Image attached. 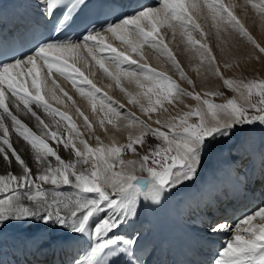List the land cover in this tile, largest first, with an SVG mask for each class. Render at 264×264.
I'll list each match as a JSON object with an SVG mask.
<instances>
[{"label": "snow or ice", "instance_id": "obj_1", "mask_svg": "<svg viewBox=\"0 0 264 264\" xmlns=\"http://www.w3.org/2000/svg\"><path fill=\"white\" fill-rule=\"evenodd\" d=\"M40 3L46 17H56V30L61 31L85 11H115L118 0H40ZM245 4L264 20V0H245ZM236 7L238 5L226 4L224 0H159V7H145L135 15H124L126 18H120L118 23L109 20L107 27H102L103 32L98 31L96 25L88 27L86 24V35L78 41L48 42L23 59L12 62L0 59V162L9 168L15 163L19 169V172L10 170L0 174V225L34 219L44 224H58L80 234L79 238L87 234L89 239H100L83 259H75L73 264H116L115 260L97 259L105 248H108V257H126L124 264H140L134 248L138 237L123 234L124 227L130 223L129 217L137 214L140 198L159 203L163 197L185 188L198 178L209 145L221 138H229L238 126L264 123V78L239 81L225 78L212 48L202 42L207 34L196 19L204 16L211 21V28L221 42L218 47L222 56H227L231 50L228 40L233 35L250 44L253 51L264 55V45L253 37L235 14ZM161 28L169 29L173 38L178 33L186 44V50H195L199 66L206 64V70L219 77L228 89L236 91L243 103L235 98L215 103L208 98L217 95L215 91H205L202 99L199 93L188 92L164 72L151 67L141 51L144 46L165 57L181 80L193 84L165 43ZM197 31L201 40L193 39L191 35ZM106 33L119 40L128 52L106 43ZM54 51L68 54L73 62L69 63L62 56H53ZM132 54L140 59H133ZM88 57L104 75L115 81L128 103L136 105L149 120L152 113L161 109L167 111L165 103L171 104L183 96L202 101L206 112L193 108L167 120L157 119L154 123L158 127L153 128L134 113L123 112L124 105L102 93L76 66L83 61L86 68L90 67ZM223 66L230 68L232 65L225 62ZM45 68L48 77L55 70L68 79L77 92L88 99L94 112L99 101L100 111L104 113L99 119L102 129L107 131V123L119 130L120 121H126L124 127L135 129L129 132L128 142L105 145L97 136V146L93 148L82 139L69 115L52 108L41 94L42 85L46 84L41 70ZM122 80L135 85L136 91L125 88ZM6 93L14 98L12 103L17 108L22 104L26 114L31 113L35 117L38 126H42L41 136L12 114L5 104ZM63 95L68 100L72 99L66 92ZM253 96L258 97L255 102ZM59 102L63 103L62 100ZM33 104L51 116L53 122H57L56 116L66 121L69 137L64 139L56 131H48L49 125L33 111ZM76 112L83 117L91 132L93 126L88 117L79 108ZM4 116L10 118L11 130L31 145L37 165L35 173L13 146ZM191 117H196V121L189 122ZM149 134L161 143L148 145L140 154L139 149L145 147V138ZM48 137L64 149L71 147L75 159H63L47 142ZM123 152L138 154V158L124 160ZM49 157L54 158V164ZM89 164L90 167L78 168V165ZM138 171L146 172L147 177L136 175ZM44 185L52 187L45 188ZM61 186L72 187L75 194L66 195L59 190ZM89 193L95 196L89 197ZM209 230L213 235L233 233L231 239L224 241L225 246L218 250L212 264H264V206L245 214L234 227L227 223H214Z\"/></svg>", "mask_w": 264, "mask_h": 264}, {"label": "bare ground", "instance_id": "obj_2", "mask_svg": "<svg viewBox=\"0 0 264 264\" xmlns=\"http://www.w3.org/2000/svg\"><path fill=\"white\" fill-rule=\"evenodd\" d=\"M156 1L157 0H153L152 4L140 6L136 10L134 15L137 12L144 10L145 7H159V2L154 5V2ZM239 1L241 2L240 4ZM224 3L235 4V0H224ZM237 5L238 7L234 9L235 14L240 18L242 23H244L245 27L253 35V37L259 43L264 45V20H262L260 16H258L250 8V6H247L245 4V0H238ZM243 7H246L245 18L243 15ZM247 16L248 25L246 24V21L244 22L243 20L246 19ZM196 19L203 28L204 32L207 34L204 37L205 41L203 38L202 42L207 43L209 47L212 48L213 53L217 57V62L220 70L225 78L239 81L242 79L241 75L243 74V71L245 69H248V66L253 67L254 70L258 68L257 66H255L256 64H264L263 58L257 59V56L263 57L264 55L253 51L250 44L242 41L240 37L235 35L231 36V38L228 40V47L231 50L228 52L227 56H222L220 48L218 47V44H220L221 42L217 40L215 30L211 28V21L206 20L204 16L196 17ZM252 19H254L253 22ZM189 31L191 30L189 29ZM160 34L164 36L165 43L168 44V47L172 52H174L175 48L176 53L177 50H179L178 56L180 63L184 71L189 75V78H191V80L193 81V84L189 85L187 81L181 80L179 77V73L175 70V68L168 61H165L167 60L165 57L157 56L156 53L158 52H156L154 49L153 54L151 53L150 55L149 52V54H146L144 51H148L151 48L148 46H144L142 47L141 51H143L145 61L151 67L156 68L158 71L164 72L167 76L175 80L179 84V86L188 89L189 92L199 93L202 99L205 98V91H215L218 94L208 98L215 103H224L227 100L225 99L226 96L224 97V95L226 92H228V99L235 98L238 102L243 103L236 91L228 89L226 86H224L223 81L219 77L206 70V64L204 66H199V60L197 58L195 50H186V44L178 33L175 38H173V34L169 29L161 28ZM191 35L193 39H202L198 31L191 32ZM105 42L112 44L119 51L128 52L126 47L122 45L121 42L114 38L110 33L105 34ZM52 53L56 56L64 57L69 61V63L73 62L69 55L66 53L55 51ZM128 54L131 53L129 52ZM84 55L86 56L87 54L85 53ZM132 56L133 59H140V57L134 54H132ZM87 59L89 60L90 67L86 68L83 64V61L78 62L76 66L79 67L80 70L84 72V74L87 75L90 80H92L97 88L101 89L102 93H106L107 96L111 97L113 101L124 105V108L122 109L123 112L134 113L137 117H139L141 120L146 121L153 128L158 127V125L154 123L157 119L167 120L170 117L177 116L178 114H181L193 108H199L200 110L206 112L205 106L202 104V101L198 102L190 96H183L178 100H175L171 104L165 103L164 108H166L167 111L161 109L155 113H152L151 119L149 120L148 117L145 116L136 105L128 103L126 95L116 86L114 80L104 75L99 67L95 66L94 62L91 61L90 57H88ZM225 62L230 63L232 66L230 68H224L223 65ZM198 67L199 72L197 71ZM93 71L95 72V75L92 74ZM255 71L264 74V71L262 69ZM41 72L42 79H46V84L42 85L41 88V94L45 97L46 102L58 112L67 113L71 118V121L75 123L77 129L81 133V138L86 140L91 147L95 148L97 146V140L95 139V137L97 136L100 137V140L105 145L111 144L113 142H116L118 144H126L128 142L129 132L135 131V129H128L124 127L126 121L119 122V130L114 129L111 125L105 123V128L107 129V131H105V129H102L99 124V119L103 118L104 115V113L100 111L99 101L96 102L97 107L96 111L94 112L92 105L89 103L88 99L81 96L68 79L55 72V70H53L51 77L47 76L46 68L42 69ZM250 75H253V72H251ZM28 83L30 86V81ZM121 83L129 91H136L135 85L129 84L125 80H122ZM61 89L63 90V92L68 93V96H71L72 99L68 100L67 96L63 95ZM118 91L122 93H119L118 95ZM12 100H14V98L11 97L9 93H6L5 104L6 106H8L12 114L17 116V118L20 119L22 123H24L28 128H30L33 133H35L37 136H41L42 126H38L39 122L35 119V117H33L31 113L26 114V110L23 109L22 104H20L19 108H17V105L12 103ZM60 100H62L63 103L59 102ZM142 102L146 103V101L143 100ZM31 107L33 111H35L37 115L40 116L41 119H43L45 124L49 125L48 131H56L58 133V136L64 139H67L69 137L70 130L66 121H61L59 116H56L55 120L57 122H53V118L45 113L42 108L37 107L35 104L31 105ZM76 108H79L80 111L84 113V116L88 117L89 122L93 126L91 132H89L88 128L85 126L83 117L76 112ZM0 112H2V109H0ZM195 121L196 117H191L189 119V122ZM4 123L7 127H9L10 140L13 143V146L18 150L22 158L25 159V161L29 164V166L35 173L37 171V165L35 161V154L31 148V145H29L22 138H19L11 130L10 118L4 116ZM238 139L242 140L245 151H241V149L237 147ZM145 140V147L139 149L140 154L145 151L146 146H154L157 143H161L158 138L152 137L150 134L145 138ZM228 140H231L235 144H230L231 147L229 146V150H226V148H224V145ZM47 142L52 144L58 151V154L66 161L75 159V155L72 152L71 147H69L68 149H64L61 145L54 144L50 137L47 138ZM77 147H80L78 143ZM248 151V156H250L248 157L249 159H245L246 161H242L241 163L242 165H246V167H237L236 162L238 161V159L243 157L242 155H244L245 153L246 155L244 156L246 157ZM262 152H264V127L262 130L257 123L248 125L244 131H240L238 128H236L229 138H221L219 142L209 145L207 152L204 154L202 167L200 169L198 178H196L194 182L188 184L185 188H182L177 192H173L170 195L163 197L161 201L157 203L159 209L172 213V215L168 219L164 220V224L170 225L168 224V221L171 220L176 227L178 226V224H180L184 227V229H187V227L193 221V215L198 216V209L194 210V206L198 201L207 199L206 195L209 194V189L214 190V188L219 189L220 187L225 186L230 188L231 185L232 188L239 191L238 185H240L241 182L245 180V190L246 192L249 191L251 188H247L249 187V183H246V178L248 177L249 182L253 183L250 177L255 175L257 170H262L264 168V158L260 157ZM137 158L138 154H133L131 152L122 153V159L124 160ZM49 159L53 162V164L55 163L54 158L49 157ZM85 167H90V164L78 165V168L80 169H83ZM10 170L13 172H19V169L17 168L15 163H13L9 168L3 162H0V174H5ZM215 170H219V173L215 172ZM262 173L264 175L263 170L261 171L260 175ZM136 175L147 177L146 172L138 171ZM44 187L49 188L52 186L44 185ZM59 190L64 192L66 195L75 194V189L70 186H61ZM87 195L89 197L95 196L94 193H89ZM182 198L186 199L184 203L181 202ZM262 206H264V204ZM190 207L192 211L189 210ZM137 209V214L135 216L129 217L130 223H128L124 227L123 234H130L133 238L140 237L137 240V243L134 245L136 255L140 260V264H143V262L144 264H147L146 262H153V264H157L156 262H162V260L156 258L155 251L157 250V248H155L152 244L154 232L153 225L155 222H157L156 220H154L156 210L153 208L151 201H143L142 197L140 198V202L137 204ZM175 209L177 210L176 213ZM244 215L245 214H243V216ZM201 219L202 215H200V222ZM241 219H243V217ZM196 222L197 224L194 225L195 230H193L192 232L184 230V241L175 237L179 255L182 252H188V250L184 246L185 242L193 243L196 245V252L190 257V260H193L194 264L200 262L201 258L203 256L205 257L207 252L212 253L219 250L220 245L224 244V241L226 240V238H224L225 234L213 235L209 232L208 229L202 226L204 223L198 222V219L196 220ZM0 233L5 234L9 245L15 244V242L17 241L21 242V248L17 252H15V254L18 253L19 256L27 258L30 261L37 260L40 257L37 253L32 255L35 249H51L53 247L60 248L64 252V246L70 243L72 236L80 237V234H74L69 229H66L58 224H54L51 222L44 224L34 219L6 222L3 225H0ZM231 237L232 235L229 236V238ZM28 239H30L31 241H28ZM80 240V244L83 245V250H79L78 254L73 255V257L71 258L73 262L75 259H83L84 255H86L87 252L90 251L91 246L100 242V239L96 237H92L91 239H89L87 234H84L83 238H81ZM208 245H212V248H210ZM142 253H144L145 255H142ZM146 254L147 258L143 259ZM163 255L164 261H166L167 254L164 253ZM0 262H2L1 259ZM11 262L12 264L16 263V261Z\"/></svg>", "mask_w": 264, "mask_h": 264}, {"label": "rangeland", "instance_id": "obj_3", "mask_svg": "<svg viewBox=\"0 0 264 264\" xmlns=\"http://www.w3.org/2000/svg\"><path fill=\"white\" fill-rule=\"evenodd\" d=\"M237 3H238V0H235V4L237 5ZM241 2L239 1V4H240ZM237 8V7H236ZM244 8V7H243ZM245 10H246V7L244 8V12H243V15H244V18H245ZM244 20V22L246 21V24L248 25V16L246 17V19H243ZM254 21V19H252V22ZM252 24V23H251ZM211 39V38H210ZM204 41H205V38H204ZM142 50V49H141ZM150 50V51H149ZM148 51L146 50V51H144L146 54H149L150 53V55H151V53L153 54V52H154V50L151 48V49H149ZM178 51L179 50H177V53H176V48H175V50H174V52H172L173 53V55L176 57V59H177V61L179 62V64H180V66H181V68L183 69V67H182V65H181V63H180V60H179V56H178ZM149 52V53H148ZM142 53H143V51H142ZM156 55L157 56H161L159 53H156ZM144 56V55H143ZM178 57V58H177ZM263 59H264V56L262 57ZM165 60V59H164ZM165 61H167V60H165ZM249 64H251V63H249ZM255 66H257L258 68H256V69H254L253 70V67H251V66H248V69H245L244 71H243V74L241 75V78L243 79V80H251V79H253V78H264V74H262V73H260V72H256L255 70H263L264 71V64L262 65H259V64H256ZM244 67H246V66H244ZM262 67V68H261ZM184 70V69H183ZM185 72V71H184ZM251 72H253V75H255V76H253V75H250V73ZM256 72V73H255ZM264 73V72H263ZM185 74L189 77V75L185 72ZM191 79V78H190ZM181 88H182V86H180ZM185 89V88H184ZM188 92H189V90L188 89H186ZM119 93L121 94L122 92H119L118 91V95H119ZM227 93L228 92H226L225 93V95L224 94H222V95H224V97H225V99H228L229 97L227 96ZM258 99V97H256V96H253L252 97V100H253V102H255L256 100ZM258 125H259V127L263 130V127H264V123H260V122H256ZM248 125H245V126H238L237 128L240 130V131H244L245 129H246V127H247ZM147 140V139H146ZM232 140V139H231ZM231 140H228L226 143H225V145H224V148H226V150H229V146L231 147V145L232 144H235V143H233ZM231 144V145H230ZM147 147V146H146ZM237 147L239 148V149H241V151H245V148H244V146H243V142H242V140L241 139H238V144H237ZM247 155H249V151H248V153H247ZM243 157H241V158H239L238 159V161L236 162V166L237 167H242V168H245L246 167V165H242L241 163H242V161H244V159H246V157L244 156V155H242ZM250 157V156H249ZM260 157L261 158H264V152H262L261 153V155H260ZM249 159V158H248ZM221 162V161H220ZM219 162V163H220ZM212 172H214V171H212ZM211 172V173H212ZM215 172H217V173H219V170L218 171H216L215 170ZM216 178V177H215ZM247 192H249V191H247ZM259 194V193H258ZM257 197V196H256ZM233 234V233H232ZM218 251V250H217ZM217 251H215V252H213V253H216ZM217 255V254H216ZM216 256H214V258H215ZM214 258H212L211 259V262L212 261H214ZM212 264V263H211Z\"/></svg>", "mask_w": 264, "mask_h": 264}]
</instances>
